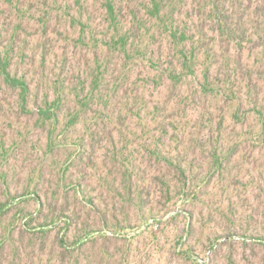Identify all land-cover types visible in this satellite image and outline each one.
<instances>
[{"label": "rangeland", "instance_id": "obj_1", "mask_svg": "<svg viewBox=\"0 0 264 264\" xmlns=\"http://www.w3.org/2000/svg\"><path fill=\"white\" fill-rule=\"evenodd\" d=\"M177 1L196 59L175 83L166 36L122 50L106 0H0V60L28 86L23 105L0 67V264H264V49L219 29L233 0ZM246 71L258 105L233 101Z\"/></svg>", "mask_w": 264, "mask_h": 264}, {"label": "trees", "instance_id": "obj_2", "mask_svg": "<svg viewBox=\"0 0 264 264\" xmlns=\"http://www.w3.org/2000/svg\"><path fill=\"white\" fill-rule=\"evenodd\" d=\"M139 2V3H138ZM211 10L217 8L216 5L211 3ZM115 0H106L104 7L108 16L110 28L113 30L111 39L116 41L122 50H127L128 46L135 47L134 41L137 39L139 32V39L142 36L145 27L150 23L149 28L155 27L159 29V33L164 34L172 45V56L177 58L180 66V72H177L178 66L170 62V67L166 70L167 77L173 82L181 81L186 75L194 73L193 63H195L196 55L193 51H188V41L191 40L190 36L184 29L179 30V26L173 22L174 14L178 8L177 0H126L124 6L119 5ZM231 11L228 17L218 20V27L222 33L233 39L240 48L244 44H251L254 49H264V21L255 22L254 16L249 14L248 5H243L242 0H233ZM261 9H264L261 8ZM258 16V15H257ZM127 18L132 22L130 28L125 29ZM84 28V24L82 25ZM146 28V30H150ZM125 29V30H124ZM120 31H124L123 33ZM132 31H138L133 32ZM132 33V34H131ZM131 34V35H130ZM133 37L130 43V39ZM174 65V66H173ZM7 63L0 60V67L4 80L12 87L19 88L22 104L26 103L28 86L24 80L11 76L7 70ZM248 77H240L237 82V89H233V101L235 100L239 106L245 105L250 101L254 105H258L259 91L257 90V80L252 79L249 71L245 72ZM242 76V73L240 74ZM243 79V83L240 81ZM256 107V106H255ZM259 114H262L263 106H258ZM68 221H78V216L73 212L71 216H67ZM84 223V222H82ZM84 229L78 238L75 237V243L84 244L89 241L93 234V230L89 229L88 224H82ZM61 245H64V239H61Z\"/></svg>", "mask_w": 264, "mask_h": 264}, {"label": "built area", "instance_id": "obj_3", "mask_svg": "<svg viewBox=\"0 0 264 264\" xmlns=\"http://www.w3.org/2000/svg\"><path fill=\"white\" fill-rule=\"evenodd\" d=\"M147 225H149L150 228H154V229L158 228V223L155 222L154 220H149V222L145 224L143 229H146L148 227Z\"/></svg>", "mask_w": 264, "mask_h": 264}]
</instances>
